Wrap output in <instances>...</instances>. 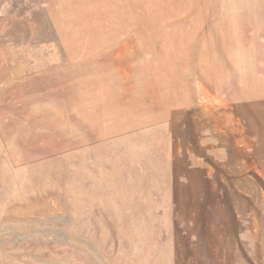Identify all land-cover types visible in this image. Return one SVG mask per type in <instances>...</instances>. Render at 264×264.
<instances>
[{
    "label": "rangeland",
    "instance_id": "1",
    "mask_svg": "<svg viewBox=\"0 0 264 264\" xmlns=\"http://www.w3.org/2000/svg\"><path fill=\"white\" fill-rule=\"evenodd\" d=\"M0 264H264V0H0Z\"/></svg>",
    "mask_w": 264,
    "mask_h": 264
},
{
    "label": "crops",
    "instance_id": "2",
    "mask_svg": "<svg viewBox=\"0 0 264 264\" xmlns=\"http://www.w3.org/2000/svg\"><path fill=\"white\" fill-rule=\"evenodd\" d=\"M229 197H223L228 199L227 201H222V205L226 206L230 213L226 221L232 222L235 224V227L230 231H236L235 233L250 231L254 233V236H257L260 228V214H262V203L259 201H251V199H259L257 194L245 193V192H230L228 193ZM255 195V196H254ZM222 198V199H223ZM233 201H229L232 200ZM241 224H248L247 226H242ZM241 225V226H240ZM236 234V235H237ZM238 240V239H237ZM240 242L237 244L233 243V246H239Z\"/></svg>",
    "mask_w": 264,
    "mask_h": 264
}]
</instances>
